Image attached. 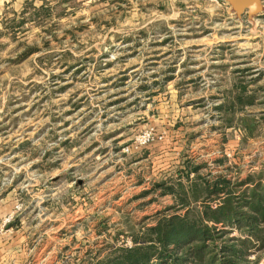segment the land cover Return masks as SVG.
I'll return each mask as SVG.
<instances>
[{
	"label": "rangeland",
	"instance_id": "rangeland-1",
	"mask_svg": "<svg viewBox=\"0 0 264 264\" xmlns=\"http://www.w3.org/2000/svg\"><path fill=\"white\" fill-rule=\"evenodd\" d=\"M259 184L264 11L0 0V264H99L173 216L226 245Z\"/></svg>",
	"mask_w": 264,
	"mask_h": 264
},
{
	"label": "trees",
	"instance_id": "trees-1",
	"mask_svg": "<svg viewBox=\"0 0 264 264\" xmlns=\"http://www.w3.org/2000/svg\"><path fill=\"white\" fill-rule=\"evenodd\" d=\"M258 186L245 200L246 211L231 205V197L223 201L227 224L236 222L244 227L243 233L248 234L246 237H235L230 243L220 246L215 242L216 229L197 227L198 220L191 223L185 218L180 219V216H173L151 228L155 244L134 246L99 264H245L241 262L247 252L256 246L257 250L264 248V185ZM214 220L219 222L221 217L215 216ZM252 234H256L257 240ZM260 258L258 255L254 264H259Z\"/></svg>",
	"mask_w": 264,
	"mask_h": 264
},
{
	"label": "water",
	"instance_id": "water-1",
	"mask_svg": "<svg viewBox=\"0 0 264 264\" xmlns=\"http://www.w3.org/2000/svg\"><path fill=\"white\" fill-rule=\"evenodd\" d=\"M233 12L240 18L246 10L252 13L264 11L263 0H228Z\"/></svg>",
	"mask_w": 264,
	"mask_h": 264
},
{
	"label": "built area",
	"instance_id": "built-area-1",
	"mask_svg": "<svg viewBox=\"0 0 264 264\" xmlns=\"http://www.w3.org/2000/svg\"><path fill=\"white\" fill-rule=\"evenodd\" d=\"M217 1V0H216Z\"/></svg>",
	"mask_w": 264,
	"mask_h": 264
}]
</instances>
